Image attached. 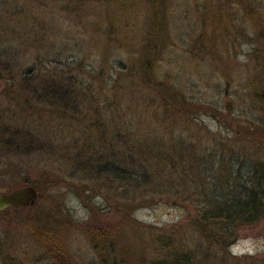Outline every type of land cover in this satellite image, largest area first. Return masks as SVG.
<instances>
[{"label": "rangeland", "instance_id": "1", "mask_svg": "<svg viewBox=\"0 0 264 264\" xmlns=\"http://www.w3.org/2000/svg\"><path fill=\"white\" fill-rule=\"evenodd\" d=\"M28 1L31 0H0V52L7 49L13 52L17 50L21 52L20 55L25 52L31 55L38 49L34 66L47 64L51 57L41 54L50 46L49 40L54 37L50 30L58 28L56 37L59 46L71 48L62 55L63 61L60 62H64V59L75 61L70 65L78 64L82 70L93 66L84 74L87 77L84 83H89L92 88L87 90L82 86L81 91L79 83L76 86L79 102L75 105L59 104L57 108L49 103L45 105L47 114L41 107H37L36 111L30 110L34 115L29 121L39 126L35 130H39L38 141L43 142L44 146L41 154H36L29 163L19 160V156L6 153L0 144V187L11 189L33 179L38 182L42 170L57 175L63 181V184H54L51 188L40 182L37 188L39 196L32 207L12 208L0 214V264H100L89 244L88 235L83 231V224L89 217L86 201L100 208L101 216L98 218L102 224L112 226L118 216L113 211L114 204L101 197L96 182L89 181L86 177L88 172L82 169L86 165H82L83 159L86 160L91 154L86 150L87 144L98 138L94 134L96 125L99 124L103 130L102 142L106 140L108 149L113 141L112 132L120 126L121 120L115 116L120 111H125L127 117L131 116L137 121L144 120V114L156 112L165 130L176 127L173 134L182 138L189 137L191 141H194L192 133L196 131L191 119L203 126L198 132L201 139L206 133L214 134L215 139H221L222 142L231 137L236 138L232 118L240 121L252 117L255 120L257 114L247 92L250 85L262 88L264 83V38L245 10H256L264 18V0H159V7L164 12L168 9L170 28L167 43L155 56L156 71L160 79H172L178 87L181 86L188 100L200 104L196 110L189 112L190 117L182 126L161 117L163 108L157 105V97L150 102L146 96L143 102L139 86L132 84L129 91L126 90L125 81L129 80L124 75V69L132 67L136 70L144 25L139 23L140 26L133 27L128 41L130 47H125L130 54L121 50L110 53L105 64L99 65V55L95 50L101 46L102 36L95 47L89 39V27L83 20L89 18L86 16L87 9L78 11L79 5L73 7L72 2L76 0H33L44 6H35L34 9ZM148 1L137 0L134 10L139 11V21L143 20L145 13L151 11L147 9ZM216 6L224 8L217 10ZM111 7L114 15H117L115 18H118L117 8ZM46 17L55 18L57 27L47 22ZM139 21L131 20L133 23ZM10 26L16 27L17 34L9 38ZM104 27L101 26V29ZM82 39L85 40L83 43ZM77 45L81 49L75 48ZM67 55L75 58L70 60ZM120 60L126 64L125 67L118 64ZM14 83L13 79H0V111L4 109L6 114H10L7 119L9 123H14L12 117L17 114L13 111L16 102L7 98L2 101L5 94L1 90ZM11 90L15 91L13 87ZM116 91L121 97L117 96ZM114 95L122 107L118 111L113 107L112 101L118 102ZM108 101L109 109L98 115ZM93 109L98 112L88 115ZM40 115L47 116L48 120L45 118L41 121ZM135 127L142 129L141 135L148 128L146 124ZM80 179L88 181L84 182L89 184V189L81 186ZM133 212L138 223H133L132 227L141 232L139 243L143 246L145 259L151 255L154 258L162 257L153 252L155 244L151 237L163 234L165 241L169 237L173 238V242L168 243L170 247L190 251L191 260L184 258L186 264H264V218L253 226L239 228L235 240L225 247H211L205 240L198 238L191 227L194 212L192 204L182 200L176 204L172 203V199L160 200L149 206L138 207ZM27 216L34 217L43 226L60 234L64 250L60 255L62 262L49 253L46 245L29 234L24 224ZM134 224L137 225L134 227ZM126 231L130 232L131 229L126 228Z\"/></svg>", "mask_w": 264, "mask_h": 264}, {"label": "trees", "instance_id": "2", "mask_svg": "<svg viewBox=\"0 0 264 264\" xmlns=\"http://www.w3.org/2000/svg\"><path fill=\"white\" fill-rule=\"evenodd\" d=\"M72 3L73 7L80 6L78 11L87 9L86 16L89 18L85 16L87 19H83L81 15L80 21L83 19L89 27V39L95 47L102 36L101 46L95 50L99 55V65L105 64L110 53L120 50L129 53L125 47H130L128 41L133 27L144 25L136 70L132 67L124 69V75L129 80L125 81L126 90L129 91L132 84L139 86L143 102L146 96L149 101H154L157 97V105L163 108L160 113L162 118H166L168 122H177L178 125L185 123L190 117L189 112L196 110L200 104L188 100L181 86L178 87L172 79H160L155 67V56L169 38L168 9L164 12L158 5L159 0H149L147 9L151 11L149 14L145 13L143 20L139 21V11L134 10L137 0H76ZM28 4L33 9L35 6L44 7L33 0L28 1ZM111 6L117 8L118 18H115L117 15H114ZM216 8L221 10L224 7ZM247 10L245 12L249 19L254 22L264 38V18L258 15L256 10ZM73 18L75 20V17ZM130 19H138L139 22L133 23ZM45 20L57 27L55 18L46 17ZM101 26H105L103 30ZM9 28L12 29L8 31L7 36H16V27ZM56 30H50L54 37L49 40L50 46H47L46 51L40 53L41 56L48 54L51 57L48 58L47 64L34 66L38 49L30 53L31 55L26 52L20 55L21 52L17 50L13 52L7 49L0 52V79L15 80L11 85L15 91L11 90V87L1 90V93L6 95H3L2 101L6 98L14 100L16 104L13 111L17 112L16 116L12 117L14 123H9L7 119L10 114H6L4 109L0 111V144L6 153L19 156V160L25 163L41 154L44 146L43 142L38 141L39 130H35L39 126H34L29 121L34 115L30 110L36 111L41 107L47 114L45 105L49 103H53L57 108L59 104L75 105L79 102L76 86L80 83L81 91L82 86L87 90L92 88L89 83H84L87 80L84 74L93 69V66L82 70L78 64L70 65L75 61L64 59V62H60L63 61L62 55L71 48L66 45L59 46ZM83 41L85 40L82 39V43ZM75 48H80V45ZM67 56L70 60L75 58L72 55ZM20 58L23 60L20 61ZM62 63L64 65H60ZM80 64L83 65L81 62ZM118 64L122 67L126 65L121 60ZM38 78L42 80H35ZM261 87L250 85L247 92L251 106L257 114L255 120L252 117L240 121L232 118L236 138L231 137L225 142L216 140V136L211 133H206L201 139L198 132L203 126L194 123L193 119L191 122L196 126V131L192 133L195 139L191 141L189 137L182 138L173 134L172 131L176 127L165 130L156 112L144 114V120L137 121L131 116L127 117L125 111H120V114H115L121 120L120 126L112 132L113 141L108 149L106 140L102 142L103 130L99 124L96 125L94 134H97L99 139L94 138L87 144L86 150L91 154L86 160L83 159L82 165H86L82 169L88 172L86 177L89 181L96 182L101 197L114 204L112 208L118 216L112 226L108 223L102 224L98 218L101 216L100 208L86 201L89 205V217L83 224V231L88 235L89 244L100 264H186L184 258L191 260L190 251L170 247L168 243H172L173 238L169 237L168 241H165L163 234L151 237L155 244L153 252L156 255L161 254L162 257L154 258L151 255L145 259L143 246L139 243L141 232L132 227L133 223H138L133 217V211L160 200L172 199L174 204L182 200L192 204L194 212L191 227L198 238L205 240L211 247H225L235 240L239 228L253 226L264 218V83ZM101 89H105L103 85ZM126 90L124 89L125 92ZM116 94L121 97L118 91ZM117 96L115 98L118 99ZM117 101H112L115 111L122 108L119 99ZM109 102L99 112L93 109L88 115L93 112L100 115L102 111L109 109ZM40 118L44 121L47 116L40 115ZM18 120H22V123ZM140 124L148 126L143 135L142 129L135 127ZM46 126L48 124L44 127ZM164 133H167L166 136ZM40 174L41 181L26 180L22 184L34 185L36 191L40 182H44L48 188L54 184H63L57 175L49 171L42 170ZM84 181L86 180L80 179L81 186L89 189V184L86 183L88 181ZM101 189L103 191H100ZM22 207L2 209L0 214L12 208ZM24 224L29 234L46 245L54 258L63 261L60 255L64 250L59 233L43 226L34 217L27 216ZM136 225L134 224V227ZM126 228L131 231L127 232ZM4 257L3 255L2 258Z\"/></svg>", "mask_w": 264, "mask_h": 264}, {"label": "water", "instance_id": "3", "mask_svg": "<svg viewBox=\"0 0 264 264\" xmlns=\"http://www.w3.org/2000/svg\"><path fill=\"white\" fill-rule=\"evenodd\" d=\"M38 199L34 185L21 184L15 188L0 187V211L9 207L32 206Z\"/></svg>", "mask_w": 264, "mask_h": 264}]
</instances>
